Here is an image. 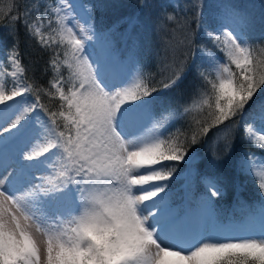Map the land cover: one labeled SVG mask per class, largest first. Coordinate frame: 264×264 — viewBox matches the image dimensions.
Segmentation results:
<instances>
[{"label":"snow or ice","instance_id":"1","mask_svg":"<svg viewBox=\"0 0 264 264\" xmlns=\"http://www.w3.org/2000/svg\"><path fill=\"white\" fill-rule=\"evenodd\" d=\"M93 7H0L11 38L0 42V264H264V206L238 226L213 225L223 177L197 172L204 191L191 215L167 196L196 146L220 159L222 145L230 158L239 136L257 151L237 167L264 204V43L250 40L248 16L225 0L209 23L204 0L178 2L164 16L168 55L148 73L125 70ZM21 25L48 54L47 84L29 75ZM193 47L200 63L190 65ZM193 72L199 84L184 103L158 104Z\"/></svg>","mask_w":264,"mask_h":264},{"label":"trees","instance_id":"2","mask_svg":"<svg viewBox=\"0 0 264 264\" xmlns=\"http://www.w3.org/2000/svg\"><path fill=\"white\" fill-rule=\"evenodd\" d=\"M23 6V0H18ZM86 5L94 6L92 14L97 30L100 33L112 31V43L119 57L126 59L133 57L136 65L143 67L148 73H156L161 62L168 55V47L171 41V24L164 20L165 13L172 12L174 7L167 0H81ZM11 0H0V7H6ZM236 8V7H235ZM206 11V8H205ZM249 11V12H248ZM212 14H215L213 12ZM251 24L249 26L255 35L250 40L264 43L258 33L264 32V20H259L257 12L246 11ZM213 16V15H212ZM206 19V15L204 14ZM7 23V21H4ZM19 39L22 53L25 54V63L34 64V75L41 84H47L48 75H43L42 70L46 65L48 54L39 49L34 40L25 33L23 26L19 27ZM0 42L5 47L11 44L2 27H0ZM126 48V49H125ZM129 51L132 53L128 56ZM187 61L191 65L193 61L200 63L199 51L193 47L187 52ZM199 84L195 73H190L176 90L162 92L158 97V104L180 105L184 103ZM173 127H186V122L178 121ZM256 149L244 144L237 137L231 157H224L222 145L220 146V159H213L207 145L196 146L192 152L195 161L190 167L187 164H179L175 179L169 181L167 196L169 202L181 213H192L196 210V201L204 191L199 182L197 172L200 175H217L224 178L226 185L224 195L213 205L214 217L224 225L242 223L248 212L258 215L261 211L262 199L258 194L256 183L250 177L242 175L237 167V161L242 154ZM259 153V152H258Z\"/></svg>","mask_w":264,"mask_h":264},{"label":"rangeland","instance_id":"3","mask_svg":"<svg viewBox=\"0 0 264 264\" xmlns=\"http://www.w3.org/2000/svg\"><path fill=\"white\" fill-rule=\"evenodd\" d=\"M157 1L162 2V0H157ZM167 2L171 5H173V7H174L178 2L184 3V0H167ZM223 2H225V0H204V10L203 11H204V14L206 15V21H208L209 23L212 22V20L215 18L216 14L218 12V6ZM228 2H230L232 5H234L236 7V9L238 11H240L241 13L246 14L247 10H250L251 13L257 12L259 20H261V21L264 20V0H228ZM205 8H206V11H205ZM213 12H215V14H212ZM249 32L251 35L256 34V33H254L255 31H252V29H250V28H249ZM257 37H259V38L264 37V32L262 34L258 33ZM131 53H132V51H129L128 56ZM218 55H220V54L218 53ZM199 56H200V53H199ZM119 58L123 61V65H124L125 70L130 69L134 65H136V62H135L133 57H127L126 59H123L121 57H119ZM257 154L259 155L260 153L257 152ZM258 194L260 196L259 191H258ZM173 208H174V206H173ZM194 212L195 211H193V213ZM184 213H186V212H184ZM187 214H189V213H187ZM231 224L232 223H229L228 224L229 226H221V223H219L218 220H216V218L213 215V225L214 226L234 227ZM240 224H238V225H240ZM238 225L236 224V226H238Z\"/></svg>","mask_w":264,"mask_h":264}]
</instances>
